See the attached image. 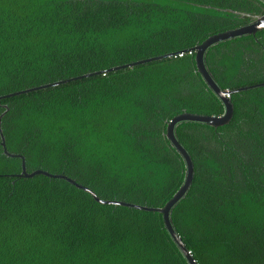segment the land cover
Wrapping results in <instances>:
<instances>
[{
	"label": "trees",
	"instance_id": "obj_1",
	"mask_svg": "<svg viewBox=\"0 0 264 264\" xmlns=\"http://www.w3.org/2000/svg\"><path fill=\"white\" fill-rule=\"evenodd\" d=\"M263 11L261 0H0V96L173 54L1 98L6 150L100 199L162 207L186 169L167 124L224 112L187 51ZM204 63L222 90L264 82V30L212 45ZM229 99L225 126L174 127L194 174L170 220L196 264H264V86ZM20 172L0 140V264H188L160 213Z\"/></svg>",
	"mask_w": 264,
	"mask_h": 264
},
{
	"label": "water",
	"instance_id": "obj_2",
	"mask_svg": "<svg viewBox=\"0 0 264 264\" xmlns=\"http://www.w3.org/2000/svg\"><path fill=\"white\" fill-rule=\"evenodd\" d=\"M264 3V0H261ZM264 30V14L255 16L253 19L240 26L236 27L233 29H229L226 31L218 32L215 34H212L208 36L206 39H204L199 45L194 47L192 51L195 52L194 56V62H195V67L196 71L200 74L202 77L204 83L207 85V87L219 98V100L222 102L224 106V112L220 116H213V115H201V114H196V113H189V112H182L177 115H175L167 124L166 127V132H165V137L169 141V143L172 145V147L176 150V152L182 157L184 163H185V177L182 185L177 189V191L166 201V203L162 207H148L144 205H138V204H132L124 201H113V200H103L100 199L96 196V194L91 191L89 188L78 184L76 181L73 179L65 176V175H60V174H52L44 170L36 169L31 172H28L25 167V161L23 156L10 153L6 150L5 146V140L4 136L2 134V130L0 128V140H1V146L3 149V153L10 158H19L21 160V172L18 174V177H25V178H31L35 175H43L49 178H60L63 180H66L68 183L74 185L76 188L81 189L85 191L86 193L90 194L92 198L98 202L99 204H107V205H120L124 207H130L138 210H143V211H151V212H158L162 215V221L165 230L168 232L170 235L171 239L173 242L176 244L177 248L180 250V252L184 255L186 258L188 264H196L195 260L193 259L192 255L190 254V251L186 249L184 243L182 242L180 236L176 233L174 230L171 220H170V212L173 206L184 197V195L187 193L189 190L192 180H193V174H194V168H193V163L186 152V150L183 148V146L178 142V140L175 137L174 134V127L177 123L180 122H198V123H204L209 126H212L214 128L217 127H222L225 126L226 124L229 123V121L232 118L233 115V106L232 103L226 95H230L232 92H238L240 90H247L250 88H255V87H262L264 86V82L250 85V86H245L239 89H236L235 91H228V90H222L221 88L218 87V85L214 82L212 76L210 73L207 71L204 63V57H205V52L208 48H210L212 45L218 44L220 42H224L230 39H234L237 37L241 36H247V35H255L256 33L263 31ZM173 54H165V55H156L152 57H148L145 59H140L131 63L123 64V65H118L114 66L111 68H108L106 70L102 71H96L92 73H86L84 75L72 77L69 79H63L55 82H50L42 85H38L35 87H30L26 89H22L19 91H15L3 96H0L1 98H10L13 96H18L21 94L33 92V91H38L41 89L57 86L59 84H64L69 81L73 80H78L81 78H86L90 76H95L99 74H104L107 72L111 71H117L119 69H124V68H129V67H134L140 64L148 63L151 61H156V60H161L166 57H171ZM6 108V105H4ZM2 115H0V125H1V118Z\"/></svg>",
	"mask_w": 264,
	"mask_h": 264
},
{
	"label": "built area",
	"instance_id": "obj_3",
	"mask_svg": "<svg viewBox=\"0 0 264 264\" xmlns=\"http://www.w3.org/2000/svg\"><path fill=\"white\" fill-rule=\"evenodd\" d=\"M193 52H194V51L189 50V51H187V54H188V55H191ZM194 53H195V52H194ZM182 55H183L182 53H179V54H178L179 57H181ZM226 96L229 97V94L226 95Z\"/></svg>",
	"mask_w": 264,
	"mask_h": 264
},
{
	"label": "flooded vegetation",
	"instance_id": "obj_4",
	"mask_svg": "<svg viewBox=\"0 0 264 264\" xmlns=\"http://www.w3.org/2000/svg\"><path fill=\"white\" fill-rule=\"evenodd\" d=\"M262 14H264V11H263L260 15H262ZM255 15H256V14H255ZM258 16H259V15H258ZM254 17H255V16H254ZM252 19H253V18H252ZM252 19H251V20H252ZM249 22H250V21H249Z\"/></svg>",
	"mask_w": 264,
	"mask_h": 264
}]
</instances>
